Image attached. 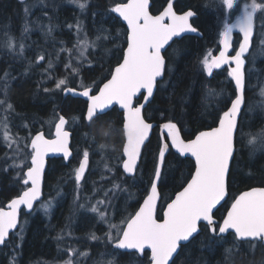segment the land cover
I'll return each instance as SVG.
<instances>
[{"label":"trees","instance_id":"obj_1","mask_svg":"<svg viewBox=\"0 0 264 264\" xmlns=\"http://www.w3.org/2000/svg\"><path fill=\"white\" fill-rule=\"evenodd\" d=\"M70 1L73 0H45L47 4L43 10L48 18L44 17L41 21L51 26L52 35L43 29L34 48L27 47L22 50L17 48V44L22 40L25 29L31 25L26 19L25 3L19 0H0V76H3L0 84L6 88V102L11 106V130L24 135L25 131L21 127L28 125L31 134L41 130L46 137H50L52 127L46 122L61 114L66 118L67 128L71 131L73 153L67 165L61 159L48 160L43 200L52 186L56 192L61 190L63 196L48 215L38 210V204L31 214H22L19 229L0 248V264H48L57 261L61 239L71 214L72 188L75 184L72 178L66 176L78 165L77 160L85 150L89 151V169L84 181L86 187L89 182H96L104 175L100 172L104 168L107 178L100 183L105 187L116 186L121 190L115 200L117 218L121 216L119 213H123L125 219L133 215L147 195L154 173V160L160 142L157 128L153 130L150 141L143 148L135 175L127 177L121 169L124 144L122 113L114 107L87 124L86 101L70 96L63 97L62 93L52 90L55 80L67 76L69 87L77 89L79 84H83L91 88L92 93H96L99 86L110 77L111 70L121 61L126 46V29L111 11L116 4L126 0H76L87 2L82 11H78ZM167 2L168 0H151V12L157 14ZM218 4L219 0L175 1L174 8L177 12H194L191 24L200 31L201 37L186 36L170 45L164 54V77L158 82L153 99L144 109L148 122L176 123L185 140L216 126L219 117L235 97L227 71H217L209 77L202 64L208 52L215 55L220 49L222 14ZM76 22L83 24L87 39L93 42L94 47L88 50L87 58L78 64L75 72L77 76L72 77V72L65 69L67 60L64 54L59 53L58 59L56 56L61 44L69 47L73 43L70 27ZM239 39L235 35L233 45ZM254 44L255 38L252 50ZM42 51L48 56H45L46 61L50 60L51 54L52 59L55 56V66L49 70V77L53 79L41 75L40 66L36 67L34 64L40 63L35 62V57ZM246 62L245 105L228 175V196L215 213L219 223L240 193L251 188L264 187V147L252 151L255 147L243 142V138L249 134H264L261 129L264 127L261 124L264 121L261 113L256 111L249 114L250 108L256 104L253 97H259L255 91L262 73H254V70L248 68L249 57ZM259 62L257 68H262L264 63L262 60ZM45 88L49 91L46 92ZM141 99L142 97L140 102ZM6 153L7 149L0 138V208L25 189L22 179L23 170L27 168L22 167L18 171L12 169L4 161ZM26 163L29 165V161ZM193 171L194 163L190 159L181 158L173 151L167 156L164 175L159 183V219L161 210L186 185ZM102 232L103 226L97 223V219H74L72 224V234L76 240H84L92 233L101 235ZM96 244H89L88 249L94 252ZM122 259L125 264H130L134 259L133 254H120V259L118 257L115 263L122 264L119 261ZM135 260L148 264V253L142 259ZM172 264H264V245L239 241L231 233L216 238L202 227L194 239L181 246Z\"/></svg>","mask_w":264,"mask_h":264},{"label":"snow or ice","instance_id":"obj_2","mask_svg":"<svg viewBox=\"0 0 264 264\" xmlns=\"http://www.w3.org/2000/svg\"><path fill=\"white\" fill-rule=\"evenodd\" d=\"M222 2L227 9L233 8L234 0ZM80 7L84 8L85 4L81 3ZM258 9H264V4L253 2L245 6L243 15L235 24L225 22L219 38V55L209 53L203 59L204 70L209 76L213 69H219L225 64L235 65L228 72L236 87V98L232 101L231 108L219 117L218 126L200 131L194 139L182 138L181 130L174 122L160 124V142L147 195L134 215H129L120 225H110L118 234L114 240L117 249L134 250L139 254L150 250V264H172L173 254L180 243L190 242L202 227L213 236L217 234L218 228L221 235L231 230L237 239L264 241V188L243 192L231 203L227 214L222 217V223L217 224L214 219L215 210L227 196L226 177L234 155V134L245 79V54L249 51L253 34V15ZM111 11L127 25V47L124 49L122 62H118L111 70L110 79L100 87L96 95L90 94V90L84 85H81L84 90L79 93L72 88L63 87L67 83L66 79H59L55 88L86 97V118L90 123L106 114L111 106H119L123 112L126 135L122 167L124 173L134 175L142 156V147L150 141V133L155 127L143 115V110L153 98L158 78L164 73L165 59L161 50L174 37L186 32H196L197 29L190 24V17L194 12L190 10L178 16L171 3L158 15L151 14L149 0H126L116 4ZM233 30L242 34L243 40L239 48L235 49V55L230 56L228 53ZM90 46L92 45L85 38L81 43L79 56L84 57ZM40 59L43 60L44 57L41 56ZM48 66L52 67L51 61ZM44 90L49 91L47 88ZM140 97H143V103L140 102ZM66 123L61 116L55 125L54 139H47L42 133L35 135L30 144V166L26 160L14 165L27 168L22 179L26 187L8 203L6 209L0 208V243L4 242L10 230L16 228L17 213L21 206L32 210L34 202L40 199L45 157L51 153L62 154L66 161L69 159L70 133L65 130ZM4 140L12 142L7 127L4 129ZM250 143L264 145V134ZM172 150L180 157L194 158L195 170L187 181V186L177 192L175 199L167 204L163 219L160 220L157 213L158 186L164 175L167 156L172 154ZM88 163L89 151L85 150L75 170L77 187L84 178ZM104 204V200L97 201V205ZM48 206H44L45 210ZM91 211L99 213L101 219H104V212L96 205L92 206Z\"/></svg>","mask_w":264,"mask_h":264},{"label":"rangeland","instance_id":"obj_3","mask_svg":"<svg viewBox=\"0 0 264 264\" xmlns=\"http://www.w3.org/2000/svg\"><path fill=\"white\" fill-rule=\"evenodd\" d=\"M20 2L25 3V11H26V19L31 24L27 29H25V33L22 37V40L17 44V48H27V47H33L36 39L39 40L41 35L40 33L44 29L45 32L50 33L52 35L51 26L46 23H42L41 19L43 20L44 17L48 18L45 14L43 7L46 6L45 0H19ZM253 2L258 4H264V0H234V5L232 9H227L224 5L222 0H219L218 6L220 7V13L222 14V30L224 28V23L227 22L229 24H232L236 20L240 19V17L243 15V11L246 5H251ZM70 4H73L74 7L78 11H82L85 9L87 2L84 1H70ZM84 3L85 7L81 8L80 4ZM218 7V8H219ZM31 21V22H30ZM41 21V22H40ZM28 23V24H29ZM253 24L255 28V44L254 49H251L249 56V66L248 68L251 69L254 73H262L260 74V82L259 84L256 83V91L255 94H258V98H254L256 104L252 106L249 110V114H254L256 111H259L261 113V116L264 118V65H262V68H257V63L259 61H263L264 63V9H258L254 15H253ZM42 27V29H41ZM72 29L73 33V43L66 47V45L61 44L59 47V52L57 59L59 58V53L64 54V58L67 60L66 65H71L72 67H66V71H71L70 76L76 75V70L78 64L82 63L87 58L88 50L93 48V42L89 41L90 46L85 51V56L80 57L79 51L81 47L82 41L87 38L86 32L84 29V26L80 22H76L74 26L70 27ZM220 32V33H221ZM241 43V42H240ZM238 45V44H237ZM240 45V44H239ZM211 52H208L206 55H208ZM205 55V56H206ZM43 56L44 59L41 60L40 57ZM46 57H48L43 51L39 52L35 57V62L39 61L40 63H34L35 66H40L39 70L41 71V75H46L47 79H53L49 73V70L53 69L55 64L53 62V55H50V60L46 61ZM45 61V62H44ZM51 61L52 67L49 68V62ZM261 64V62H259ZM203 64V63H202ZM73 68H75V71H73ZM77 76V75H76ZM3 76H0V80H3ZM254 77V76H253ZM255 78H258L257 76ZM59 79H66L67 83L65 86L68 88V77H61L55 80L53 84L52 90L58 91V93H62V90L56 89L55 84ZM83 84H79V87L77 89H84V87H81ZM89 88V87H87ZM6 88L2 87L0 84V138L3 141L7 153L4 157V161H6L7 165H9L12 169L15 171H18V169L22 167H15L14 165L18 164L21 160L29 161L30 158V146L29 143L33 137L34 134H31L30 128L28 125H23L21 128L25 131L24 135H19L17 131L11 130V123H10V116L9 113L11 112L10 105L6 102ZM232 102V101H231ZM255 108V109H254ZM59 120V116H57L56 119H48L47 124H51L52 132L55 128L56 123ZM264 125V121L261 123ZM7 127L8 134L12 137V142L5 141L4 140V129ZM262 133L264 132V127L261 128ZM41 131V130H40ZM50 136V137H51ZM259 135L256 134H249L246 137L243 138V142L245 145H249L251 147H255L254 150H261V148L264 147V145L258 144V143H250V141H255L256 137ZM19 149V151H17ZM83 158V155L77 160V163L79 165L80 160ZM77 165V164H76ZM77 166H75L70 174L66 176L67 178H72L75 181V170L77 169ZM107 167V166H106ZM24 171V170H23ZM94 170H92L93 172ZM102 175L99 179H97L96 182H89L88 187L87 185L83 183L82 179L80 186L77 187L76 181L72 188V200H71V216L76 215L79 212L87 211L97 217V223L101 224L103 228V232L101 235H92L89 237L84 238V241L87 243H81L80 241H76V238L72 234V224L74 222V219H68L66 223V229L64 231V234L61 239V246L59 249V258L57 261L48 263V264H68L69 261H71V264H113L116 260L115 250L117 249L114 244V240L118 237V234L114 228H111L110 225L116 224L120 225L122 224V220L120 221L114 219L115 215V200L118 197V194L121 192L120 189H117V187L108 188L102 185L100 182L102 179H106L107 172H105V169H100ZM105 172V173H103ZM87 174V173H86ZM88 188V189H87ZM88 190V192L86 191ZM56 192L55 188L53 186L51 187V191L47 194L46 198L38 204L37 208L38 210L42 211L43 213L49 214L50 210L54 205H56V202L58 199H61L63 196V193L61 190H57ZM107 194V195H106ZM104 200V205H97V201ZM45 205H49L47 210H45ZM96 205L100 208L102 212H104V219H101L99 213H94L91 211L92 206ZM118 219V218H117ZM91 243H97L96 250L94 253L90 252L88 247ZM71 253V255H70ZM130 264H143L142 262L136 261L133 259V261ZM149 264V263H148Z\"/></svg>","mask_w":264,"mask_h":264},{"label":"water","instance_id":"obj_4","mask_svg":"<svg viewBox=\"0 0 264 264\" xmlns=\"http://www.w3.org/2000/svg\"><path fill=\"white\" fill-rule=\"evenodd\" d=\"M175 1L176 0H168V2H167V4L165 5V7H167L168 6V4L169 3H171L172 5H173V11L179 16V15H183V14H185L186 12H188V11H190V10H187V11H185V12H183V13H177L176 12V10H175V8H174V3H175ZM126 2V1H125ZM149 5H150V12H151V6H152V3H151V0H149ZM164 7V8H165ZM164 8L160 11V12H162L163 10H164ZM160 12H158L157 14H153L152 12H151V14H153V15H158ZM113 13V12H112ZM113 15H114V17H116L119 21H120V23L125 27V29H126V32H127V25H126V23L117 15V14H115V13H113ZM194 16H195V14L192 16V17H190V24H191V19L192 18H194ZM239 20V19H238ZM238 20H236L235 22H233L232 24H235ZM192 25V24H191ZM235 35H239L240 36V38H241V42H242V40H243V36H242V34H240L238 31H236V30H233V32H232V39H231V47H230V50H229V55L231 54V52H232V49H233V40H234V36ZM186 36H194V37H201V33H200V31L197 29V31L196 32H186V33H182L181 34V36H179V37H174L173 38V40L172 41H170L169 42V44L168 45H166L165 46V48L164 49H162L161 50V54H162V56L164 57V59H165V56H164V54H165V52L167 51V49L170 47V45L174 42V41H176V40H180L181 38H183V37H186ZM254 37H255V28H254V24H253V34H252V36H251V38H250V47H249V51L245 54V68H246V57L248 56V54H249V52H250V50H251V48H252V43H253V39H254ZM126 47H127V35H126V46H125V48L124 49H126ZM239 48V47H238ZM220 51V50H219ZM123 52H124V50H123ZM217 55H219V52H218V54ZM235 55V54H234ZM234 55H232V56H234ZM231 56V55H230ZM122 60H123V55H122V59H121V61L120 62H122ZM235 65L234 64H232V65H228V64H225V65H223L221 68H219V69H213V72L214 71H219V70H221V69H223V68H225V67H227L228 68V70H230V67H234ZM115 68V67H114ZM113 68V69H114ZM165 68H166V59H165ZM165 68H164V73H165ZM245 68H244V73H245ZM164 73H163V75H162V77L161 78H158V82L159 81H161L162 79H163V77H164ZM108 79H110V77L108 78ZM107 79V80H108ZM107 80L104 82V83H106L107 82ZM231 81H232V84H233V87H234V90H235V97H234V99L233 100H235V98H236V87H235V82L232 80V78H231ZM158 82H157V84H158ZM104 83H102L100 86H99V88L97 89V91H96V93H93L92 94V89L91 88H88L89 90H90V94H92V95H96V94H98L99 93V89H100V87H102L103 86V84ZM68 88H72V87H68ZM156 88H157V85H156V87L154 88V94H155V92H156ZM72 89H74L75 90V92L76 93H79V92H81V91H83L84 89H82V90H80V89H75V88H72ZM62 96L63 97H67V96H70V97H72V98H78V99H82V100H84V101H86V112H85V120H86V123L87 124H89L90 122L87 120V104H88V102H87V98L86 97H83V96H79V95H76V94H74V93H68V92H65V91H63L62 92ZM154 97V96H153ZM153 99V98H152ZM151 99V100H152ZM150 100V101H151ZM232 100V101H233ZM141 103H143V97H142V99H141ZM150 103V102H149ZM148 105V104H147ZM147 105L145 106V108L147 107ZM244 105H245V79H244V88H243V91H242V102H241V109H240V111H239V113H238V119H237V130H238V125H239V121H240V119H241V115H242V112H243V110H244ZM231 106H232V102L230 103V105L228 106V108L225 110V111H228L230 108H231ZM114 107H116L117 108V110L120 112V113H122V117H123V112H122V110L119 108V106L118 105H113V106H111L108 110H107V112L108 111H110L111 109H113ZM224 111V112H225ZM106 112V113H107ZM143 115H144V110H143ZM58 116H59V118L61 117V116H63V115H61V114H58ZM64 117V116H63ZM64 119L66 120V118L64 117ZM59 121V120H58ZM66 122H67V120H66ZM58 123V122H57ZM149 123H152L155 127H154V129L155 128H157L158 129V131H159V135L161 136V132H160V124H162V123H155V122H149ZM165 123V122H164ZM218 124H219V120H218V122H217V124H216V126H218ZM216 126H214V127H216ZM67 123H66V125H65V130H67ZM179 128V127H178ZM153 129V130H154ZM211 129V128H210ZM210 129H206V130H210ZM122 130H123V134H124V143L126 142V135H125V131H124V128H123V125H122ZM153 130L151 131V133H150V137H151V135H152V132H153ZM206 130H203V131H206ZM237 130H236V132H235V140H236V134H237ZM69 133H70V137H69V149H70V153H71V155H70V157H69V159L66 161L65 159H64V157H63V155L62 154H49L48 156H46L45 157V169H44V172L42 173V177H41V195H40V199L39 200H37V201H35L34 202V205H33V209H34V207H35V205L37 204V203H39L41 200H42V198H43V185H44V176H45V171H46V167H47V162H48V160H50V159H61L62 161H63V163L65 164V165H67L69 162H70V160L72 159V156H73V153H72V150H71V132L69 131V130H67ZM39 133H42V134H44V132L43 131H38L37 133H35L34 135H33V137H32V139L35 137V135H37V134H39ZM198 134V133H197ZM44 136H45V134H44ZM45 138H47V139H54L55 138V128H54V132H53V136L51 137V138H48V137H46L45 136ZM183 138V137H182ZM195 138V136L192 138V139H194ZM31 139V140H32ZM148 142H146V144H147ZM30 144H31V141H30V143H29V146H30ZM124 145V144H123ZM143 148L144 147H142V151H143ZM235 150H236V148H235V145H234V155H235ZM173 152H175L174 150H172ZM122 154H123V148H122ZM178 155V154H177ZM234 155H233V157L231 158V160H230V166H231V163H232V160H233V158H234ZM179 156V155H178ZM181 158H187V159H190L193 163H194V170H195V161H194V158H192V157H190V156H186V157H181ZM139 162H140V160L138 161V164H139ZM123 163V162H122ZM29 166H30V159H29ZM79 166V165H78ZM230 166H229V171H230ZM138 167V166H137ZM78 168V167H77ZM88 169H89V163H88V166H87V168H86V170H85V175H86V173L88 172ZM121 169H122V172H123V174L125 175V176H127V177H133L134 175H132V174H126V173H124V171H123V167H122V165H121ZM25 171H27V169H25L24 170V172ZM194 172V171H193ZM135 173H136V171H135ZM84 175V176H85ZM228 175H229V172H228V174H227V177H226V186H227V181H228ZM83 179V178H82ZM191 179V178H190ZM189 179V180H190ZM82 181V180H81ZM160 183V182H159ZM25 186V185H24ZM187 186V183H186V185L184 186V187H186ZM26 187V186H25ZM150 188V187H149ZM256 188H264V187H256ZM252 189H254V188H251V189H248V190H245V191H249V190H252ZM183 190V188L182 189H180L179 191H182ZM178 191V192H179ZM245 191H243V192H245ZM242 192V193H243ZM242 193H240V194H242ZM21 194V193H20ZM19 194V195H20ZM239 194V195H240ZM18 195V196H19ZM176 195V194H175ZM175 195H174V197L171 199V201L173 200V199H175ZM238 195V196H239ZM18 196H16V197H18ZM227 196H228V191H227ZM227 196H226V198H227ZM237 196V197H238ZM16 197H14V198H16ZM146 197V196H145ZM144 197V198H145ZM14 198H12V199H14ZM143 198V199H144ZM226 198H225V200H226ZM11 199V200H12ZM160 199H161V196H160V192H159V186H158V201H157V211H158V206H159V202H160ZM10 200V201H11ZM10 201L8 202V203H10ZM171 201H169L168 203H170ZM234 201V200H233ZM142 202H143V200L141 201V203H140V205L142 204ZM225 201H222L221 202V205L220 206H218V209L222 206V204L224 203ZM8 203L3 207L4 209H6L7 208V205H8ZM167 203V204H168ZM167 204L165 205V207H164V209H166V207H167ZM139 205V206H140ZM230 206H231V204H230ZM230 206L228 207V208H230ZM33 209L32 210H28L27 208H24L23 206H21V209L20 210H18V213H17V226H16V228H14V229H12V230H10V232L8 233V235L6 236V238H5V240H4V242L3 243H0V248H2L4 245H5V243L9 240V238H10V236L13 234V233H15L17 230H18V228H19V225H20V220H21V216H22V214H30L32 211H33ZM139 209V207L137 208V210ZM164 209H163V211H164ZM217 209V210H218ZM136 210V211H137ZM217 210H215V213H216V211ZM228 210V209H227ZM227 210H226V212L224 213V215H223V217L227 214ZM135 211V212H136ZM163 211H162V214H161V219L160 220H162L163 219ZM134 215V214H133ZM214 219H215V221L217 222V219L214 217ZM220 223H222V219H221V222ZM200 233V232H199ZM229 233H231V234H233L234 236H235V234L234 233H232L231 232V230H229V232L228 233H225V234H219L218 233V228H217V234L215 235V236H213V234L212 233H210V235L211 236H213V237H216V238H219V237H225L227 234H229ZM237 239V238H236ZM237 240H239V241H255V240H252V239H246V240H241V239H237ZM257 241H261V240H257ZM187 243H189V242H181L180 243V246L178 247V249H177V251H176V253H174L173 254V258H172V261L174 260V258L176 257V255L178 254V252H179V250H180V248H181V246H183V245H186ZM261 243L262 244H264V241H261ZM123 251H125V252H128V253H135L137 256H139V257H143V255L144 254H139V253H136L134 250H123ZM146 252L148 253V260H149V264H150V256H151V252H150V250H146Z\"/></svg>","mask_w":264,"mask_h":264},{"label":"flooded vegetation","instance_id":"obj_5","mask_svg":"<svg viewBox=\"0 0 264 264\" xmlns=\"http://www.w3.org/2000/svg\"><path fill=\"white\" fill-rule=\"evenodd\" d=\"M177 12V11H176ZM177 13H183V12H181V11H179V12H177ZM239 38H240V36H239ZM233 42H234V40H233ZM240 42H241V38L239 39V41L235 44V45H233V49H232V52H231V56L232 55H234L235 54V49H238V47H239V44H240ZM238 44V45H237ZM220 50V49H219ZM219 52V51H218ZM218 52L215 54V55H217L218 54ZM250 52H251V50H250ZM250 52H249V54H250ZM249 56V55H248ZM247 56V57H248ZM247 57H246V59H247ZM246 65H247V62H246ZM223 70H226L227 71V76L228 77H230L229 75H228V72H229V70H228V68L227 67H225V68H223V69H221V70H219L218 72H220V71H223ZM215 72H217V71H214L213 73H212V75L215 73ZM211 75V76H212ZM209 76V75H208ZM211 76H209V77H211ZM93 94V93H92ZM68 129V128H67ZM69 130V129H68ZM70 131V130H69ZM71 132V131H70ZM71 161V160H70ZM85 178H86V176H85ZM85 178H84V180H83V183L85 184ZM115 202V201H114ZM114 208H115V210H116V204L114 205ZM122 211H123V209H122ZM161 212H162V210H161ZM116 213V212H115ZM121 216H119L118 217V219H125V215L123 214V213H119ZM162 214V213H161ZM71 216V214L69 215V217H68V219H97V217L95 216V215H93V214H91V213H89V212H87V211H83V212H79V213H77L76 215H74V216H72V217H70ZM114 219H117V217H116V214L114 215ZM217 224H218V219H217ZM104 228V227H103ZM210 233V232H209ZM92 235H96V234H91L90 236H92ZM76 241H80L81 243L83 242V243H87L86 241H84V240H80V239H77ZM261 243V242H259V241H253V243ZM90 251V250H89ZM91 252V251H90ZM92 253H94V252H92ZM125 253H128V252H125V251H123V250H120V249H116L115 250V255H116V260L118 259V257H119V259H120V254L122 255V254H125ZM131 254H133V258L135 259V258H139V259H142L143 257H144V255H143V257H139V256H137L136 254H134V253H131ZM116 260H115V262H116ZM120 261V263L122 262V264H125L124 263V259H122V260H119ZM115 262H113V264H116Z\"/></svg>","mask_w":264,"mask_h":264}]
</instances>
